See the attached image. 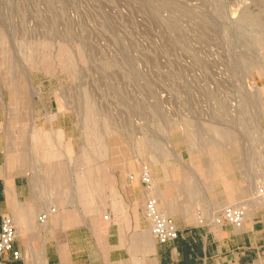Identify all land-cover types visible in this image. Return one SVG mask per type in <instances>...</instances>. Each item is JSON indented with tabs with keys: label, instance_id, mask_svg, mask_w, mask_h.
I'll return each instance as SVG.
<instances>
[{
	"label": "rangeland",
	"instance_id": "374dc122",
	"mask_svg": "<svg viewBox=\"0 0 264 264\" xmlns=\"http://www.w3.org/2000/svg\"><path fill=\"white\" fill-rule=\"evenodd\" d=\"M263 84L264 0H0V107L7 124L37 116L51 142L53 119L75 146L118 138L146 155L199 124L251 136ZM15 132L26 158L51 163L37 159L42 134Z\"/></svg>",
	"mask_w": 264,
	"mask_h": 264
},
{
	"label": "crops",
	"instance_id": "0c3cea01",
	"mask_svg": "<svg viewBox=\"0 0 264 264\" xmlns=\"http://www.w3.org/2000/svg\"><path fill=\"white\" fill-rule=\"evenodd\" d=\"M30 120L7 124L0 107V228L5 217L16 226L13 248L0 254V264H264V206L256 196L264 185V104L261 132L244 124L252 135L233 140L223 136L224 124H197V135L169 133L165 144L173 152H161L160 142L144 145H156L150 155L127 151L118 138L112 143L88 135L87 143L75 146L68 125L53 124L55 119L50 125L59 142H51L47 124L37 116L36 124ZM16 127L42 134L37 159L50 164L21 153ZM58 145L59 151L53 149ZM143 163L159 207L178 229L165 243L151 234L145 218L147 192L138 178ZM227 204L245 207L242 226L213 222ZM43 212L48 216L41 222Z\"/></svg>",
	"mask_w": 264,
	"mask_h": 264
},
{
	"label": "built area",
	"instance_id": "2783aa9c",
	"mask_svg": "<svg viewBox=\"0 0 264 264\" xmlns=\"http://www.w3.org/2000/svg\"><path fill=\"white\" fill-rule=\"evenodd\" d=\"M134 178V175H130ZM138 178L143 183L147 192V199L144 208L145 218L149 222L151 234L161 243H165L175 239L178 235V229L174 220L168 216L158 204L155 194V184L153 176L148 164H141ZM256 196L260 199L264 206V185H258ZM55 208H51L49 212H54ZM245 207L239 204H227L222 208L221 214L214 217V223L226 221L236 227L242 226L245 219ZM48 212L39 215V220L44 222L47 219ZM108 217V214H105ZM16 236V226L14 221L5 217L2 219L0 228V254L10 251L13 248V241ZM14 258L19 257L18 251H13Z\"/></svg>",
	"mask_w": 264,
	"mask_h": 264
},
{
	"label": "bare ground",
	"instance_id": "6f19581e",
	"mask_svg": "<svg viewBox=\"0 0 264 264\" xmlns=\"http://www.w3.org/2000/svg\"><path fill=\"white\" fill-rule=\"evenodd\" d=\"M261 32V31H260ZM259 53V52H258ZM256 54V55H253V57H254V59H257V60H260L259 58L261 57V55H259V54ZM262 59V58H261ZM260 62V61H259Z\"/></svg>",
	"mask_w": 264,
	"mask_h": 264
}]
</instances>
